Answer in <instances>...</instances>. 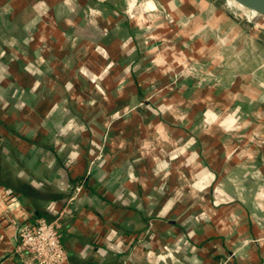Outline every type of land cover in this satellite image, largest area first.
I'll return each mask as SVG.
<instances>
[{
    "label": "crops",
    "instance_id": "crops-1",
    "mask_svg": "<svg viewBox=\"0 0 264 264\" xmlns=\"http://www.w3.org/2000/svg\"><path fill=\"white\" fill-rule=\"evenodd\" d=\"M240 23L225 0H0V264L48 193L67 264H264V58L232 49Z\"/></svg>",
    "mask_w": 264,
    "mask_h": 264
},
{
    "label": "built area",
    "instance_id": "built-area-1",
    "mask_svg": "<svg viewBox=\"0 0 264 264\" xmlns=\"http://www.w3.org/2000/svg\"><path fill=\"white\" fill-rule=\"evenodd\" d=\"M226 4L236 8L230 2ZM237 9V8H236ZM239 10V9H238ZM83 188V183L75 184L70 199H73ZM5 196V191L0 188ZM10 203L19 205V200L14 194ZM53 219L44 216H35L32 219L14 220L15 246L14 253L18 255L19 264H67V254L62 245L60 233V214Z\"/></svg>",
    "mask_w": 264,
    "mask_h": 264
},
{
    "label": "rangeland",
    "instance_id": "rangeland-1",
    "mask_svg": "<svg viewBox=\"0 0 264 264\" xmlns=\"http://www.w3.org/2000/svg\"><path fill=\"white\" fill-rule=\"evenodd\" d=\"M225 5L228 11L232 14V16L236 18L239 22H241L239 28L241 29L243 33V38H241L240 36L233 42L235 48H232V49H236L240 44H242L241 42L244 43L243 39H246V41H248L247 44L249 45V50H248L249 57L253 58L256 56H260L264 58V51H261L262 50L261 47L253 43V38H252L253 35H255L258 39L261 40L262 46H264V19L259 15L252 16L247 13L245 14L242 11L226 4V2H225ZM251 13H255V12L252 11ZM245 32H248V36L246 38L244 36ZM238 69H240V67L236 68L232 66V68H230V71L231 73H235ZM2 154H3L4 159H6L5 153H3L2 149H0V157ZM10 166H13V165H11L10 163L6 161H4V163L0 162V179H4L1 176L9 177V175H12V174L6 175L7 171L9 173L12 172L10 169ZM0 181H3V180H0Z\"/></svg>",
    "mask_w": 264,
    "mask_h": 264
},
{
    "label": "water",
    "instance_id": "water-1",
    "mask_svg": "<svg viewBox=\"0 0 264 264\" xmlns=\"http://www.w3.org/2000/svg\"><path fill=\"white\" fill-rule=\"evenodd\" d=\"M243 13L259 15L264 19V0H226ZM254 11L255 13H251Z\"/></svg>",
    "mask_w": 264,
    "mask_h": 264
},
{
    "label": "trees",
    "instance_id": "trees-1",
    "mask_svg": "<svg viewBox=\"0 0 264 264\" xmlns=\"http://www.w3.org/2000/svg\"><path fill=\"white\" fill-rule=\"evenodd\" d=\"M1 147H2V145H0V149H1ZM70 154L71 153L69 152V154L66 156L65 164H68L70 162L68 160L69 157H70ZM13 177H15V176L12 175V178ZM40 183H42V182H40ZM73 187H74V185H73ZM23 188L24 189H22V188H20V189L24 190L23 192H24L25 195L32 196V197L34 196V194H32V193H34V191H29V185H26L25 184V185H23ZM46 196H48L46 198H49V199L46 200V205L44 207L43 212L45 214L44 217L47 218V219H50L51 216L54 215V213H55L56 203L58 202V200L61 199V201H64V200H66V198L68 197V195L65 196V197L64 196H59V197H55L54 198V197H52L53 196L52 193H48V194H46Z\"/></svg>",
    "mask_w": 264,
    "mask_h": 264
}]
</instances>
